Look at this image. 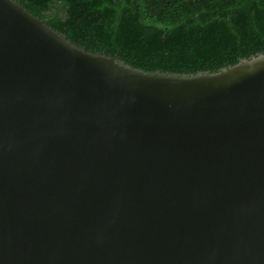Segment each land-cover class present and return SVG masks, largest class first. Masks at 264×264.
Returning a JSON list of instances; mask_svg holds the SVG:
<instances>
[{"label":"water","instance_id":"1","mask_svg":"<svg viewBox=\"0 0 264 264\" xmlns=\"http://www.w3.org/2000/svg\"><path fill=\"white\" fill-rule=\"evenodd\" d=\"M0 264H264V51L148 71L0 0Z\"/></svg>","mask_w":264,"mask_h":264},{"label":"trees","instance_id":"2","mask_svg":"<svg viewBox=\"0 0 264 264\" xmlns=\"http://www.w3.org/2000/svg\"><path fill=\"white\" fill-rule=\"evenodd\" d=\"M15 1L75 45L148 71H216L264 51V0Z\"/></svg>","mask_w":264,"mask_h":264}]
</instances>
